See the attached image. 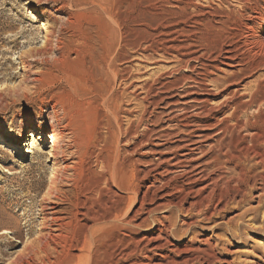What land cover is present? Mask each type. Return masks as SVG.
I'll use <instances>...</instances> for the list:
<instances>
[{"label":"bare ground","instance_id":"6f19581e","mask_svg":"<svg viewBox=\"0 0 264 264\" xmlns=\"http://www.w3.org/2000/svg\"><path fill=\"white\" fill-rule=\"evenodd\" d=\"M56 1L66 16L60 33L67 35L66 45L63 38L57 41L58 50L63 48L64 51L58 62H67L69 55L73 54L81 71L55 76L52 80L55 85L52 83L38 94L40 107L50 110L46 120L50 128L48 158L52 160V169L39 203V224L36 233L32 234L35 236L26 233L21 249L14 253L8 264H88L89 242L96 233L95 239L112 235L114 244L110 257L130 256L134 248L131 237L125 233L126 227L136 219L131 205L138 194L140 172L133 169V163L121 157L123 148L119 146L121 127L117 96L113 89L108 90L107 83L109 78L117 79L121 74L117 64L125 59L126 53L120 50L126 47L131 50L135 44L133 39H123L126 33L131 37L135 35L133 25L137 13L134 2ZM148 1L159 5V10L149 15L159 20L154 30L166 25L168 12L165 6L170 4L176 5L179 14L189 23L177 32L183 35L184 41L170 44L167 49L186 69L180 76L183 101L159 100L168 111L179 108L183 114L190 109L197 112L180 118L173 116V111L169 113L168 123H175L181 139L169 148L173 151L171 156H162L160 160L167 174H176V178L185 176L186 181L191 182L186 189L180 185L187 194L189 192L188 195L205 194L215 185L203 186L208 178L202 182L198 179L204 178L207 166L213 172L221 158L228 164L226 158L240 161L252 156L260 159L259 164L264 163V141L257 143L258 138L264 137V0H202L204 5L201 6L194 0ZM24 5L25 0H12L9 15L14 36H18V40L22 38L23 49L28 39L19 30V15L25 10ZM26 14L25 17H32L29 11ZM148 25L141 26L143 30L140 32L149 36L143 43L154 42L150 40L152 35H149L151 28ZM38 52L35 51L34 57ZM20 57L27 58L26 52ZM9 70L14 71L8 67L3 73L5 80L0 83V93L7 88ZM254 77L253 81L245 83ZM27 79L26 73L19 75V79L10 84L9 92H15ZM176 85L174 81L163 88ZM89 93L93 96H87ZM219 98L222 100L212 105L211 100ZM221 114L222 118L219 117ZM240 130L252 133L241 135ZM214 131L217 132L214 134ZM235 135L237 138L234 139ZM29 136L35 140L34 132ZM18 138L21 147L24 146L23 131ZM247 140L255 144V148L242 146ZM5 144L7 141L0 136V146ZM10 144L16 150V145ZM199 160L207 162L201 164ZM227 174L221 170L219 179L226 178ZM153 180L158 184L163 182L161 174ZM174 183V189H180L179 182ZM154 186L152 184L151 188ZM150 190L149 187L146 192ZM83 220H89L93 226L86 229L81 223ZM4 234L3 231L0 236ZM162 238L159 240L161 245L153 249L163 252L171 244L166 230ZM164 261L161 254L155 264H165Z\"/></svg>","mask_w":264,"mask_h":264},{"label":"rangeland","instance_id":"374dc122","mask_svg":"<svg viewBox=\"0 0 264 264\" xmlns=\"http://www.w3.org/2000/svg\"><path fill=\"white\" fill-rule=\"evenodd\" d=\"M194 1L199 6L204 5L202 0ZM11 2L0 0V83L5 80L3 73L8 67L14 69L8 71L7 88L0 93V136L7 141V144L0 146V233H6L0 236V264H8L13 259L14 253L21 249L26 233L29 232L31 236L36 233L39 203L49 184L52 160L48 158L51 139L46 118L50 110L40 107L38 94L52 83L55 85L52 82L55 76L81 71L73 54L69 55L67 62H58L64 51L63 48L58 50L57 41L63 38L62 42L67 44V35L60 33L66 16L59 10L58 1L39 0L36 3L37 0H25V10L19 15V30L28 38L25 49L21 48L22 38L18 40V36H14L12 20L9 19ZM133 2L137 13L133 25L135 35L131 37L126 33L123 39H133L135 44L131 50L127 47L120 50L126 53L125 59L117 64L121 74L117 79L109 78L107 83L108 90L113 89L117 96L121 127L119 146L123 148L121 157L133 163V169L140 172L138 194L131 205L136 219L126 227L125 233L131 237L134 248L128 258L110 257L114 244L112 235L95 239L96 233L89 242L88 264H155L161 254L165 264H264V163L259 164L260 159L251 156L247 160L231 161L226 158L228 165L221 158L213 172L210 166L205 167L204 178L197 177L196 180L202 182L207 177L203 186L212 184L215 188L198 195H188L189 192L187 194L184 190L191 185L185 176L178 179L176 174L165 172L160 158L170 157L173 151L169 148L181 139L175 130V123L169 124L167 117L171 111L173 116L179 118L197 113L190 109L183 114L179 108L168 111L159 100L183 101L184 88L180 76L186 69L167 49L177 41H184L183 35L177 32L181 27L189 26V23L179 14L176 5L170 4L165 6L168 16L171 15L170 18L165 16L166 25L154 30L159 20L149 15L156 13L159 5L148 0ZM26 11L30 12L31 18L25 17ZM144 25L151 28L149 35H152L150 40L153 43H143L149 38L140 32ZM35 51H39L36 57ZM22 52H26L27 58L20 57ZM23 73L28 77L25 84L10 93V84ZM255 77L245 83L253 81ZM174 81L178 85L163 88V85ZM87 96L93 95L89 93ZM221 100H211L212 105ZM21 131L25 135V145L22 147L21 141L18 142ZM31 132H34V141L29 136ZM126 132L127 136L124 137ZM246 133L252 132L240 130L241 135ZM263 141L264 137L257 139V143ZM10 143L16 145V150ZM242 146L255 148V144H250L248 140ZM199 161L201 164L207 162ZM221 170L228 173L227 179H219ZM159 174L163 178L160 184L153 180ZM176 180L184 188L180 186V189H174ZM152 184L155 185L153 189ZM149 187L151 190L146 192ZM112 191L119 195L121 193ZM143 194H146L144 199ZM88 222L81 221L86 229L93 226ZM165 230L171 244L163 252L153 249L161 245L159 240L162 241ZM117 248L114 249L116 254Z\"/></svg>","mask_w":264,"mask_h":264}]
</instances>
